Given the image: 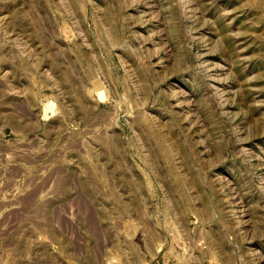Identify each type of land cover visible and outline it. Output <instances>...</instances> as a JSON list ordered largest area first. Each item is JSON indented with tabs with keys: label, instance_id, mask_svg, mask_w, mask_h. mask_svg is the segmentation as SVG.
<instances>
[{
	"label": "rangeland",
	"instance_id": "374dc122",
	"mask_svg": "<svg viewBox=\"0 0 264 264\" xmlns=\"http://www.w3.org/2000/svg\"><path fill=\"white\" fill-rule=\"evenodd\" d=\"M0 264H264V0H0Z\"/></svg>",
	"mask_w": 264,
	"mask_h": 264
}]
</instances>
